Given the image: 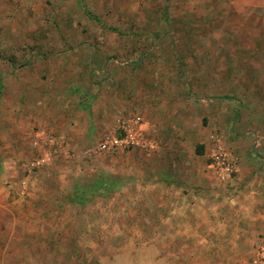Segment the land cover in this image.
<instances>
[{
	"label": "rangeland",
	"instance_id": "1",
	"mask_svg": "<svg viewBox=\"0 0 264 264\" xmlns=\"http://www.w3.org/2000/svg\"><path fill=\"white\" fill-rule=\"evenodd\" d=\"M233 1L0 0V264H189L217 140L264 160V39ZM135 118L142 146L99 149Z\"/></svg>",
	"mask_w": 264,
	"mask_h": 264
},
{
	"label": "crops",
	"instance_id": "2",
	"mask_svg": "<svg viewBox=\"0 0 264 264\" xmlns=\"http://www.w3.org/2000/svg\"><path fill=\"white\" fill-rule=\"evenodd\" d=\"M233 5L235 29L264 39V0ZM211 175L189 187V264H244L264 234V160H242L230 187Z\"/></svg>",
	"mask_w": 264,
	"mask_h": 264
},
{
	"label": "built area",
	"instance_id": "3",
	"mask_svg": "<svg viewBox=\"0 0 264 264\" xmlns=\"http://www.w3.org/2000/svg\"><path fill=\"white\" fill-rule=\"evenodd\" d=\"M140 119L135 118L124 121L122 124V134L120 137L114 136L112 139H106L101 142L99 149L109 150L110 148H117L119 146H142V129L140 127ZM51 143L54 138H49ZM40 160L33 163V166L40 164ZM217 177L222 181H231L237 173V161L223 146L220 139L211 154V162L209 164ZM253 264H264V234L259 235L252 253Z\"/></svg>",
	"mask_w": 264,
	"mask_h": 264
},
{
	"label": "trees",
	"instance_id": "4",
	"mask_svg": "<svg viewBox=\"0 0 264 264\" xmlns=\"http://www.w3.org/2000/svg\"><path fill=\"white\" fill-rule=\"evenodd\" d=\"M225 98H227V97H225ZM229 98V97H228ZM203 145H200L199 146V154H202L203 153ZM102 186L104 185V184H101ZM99 189H101V187H100V185H98V186H95V189L93 188L92 189V193H97V191H99ZM93 191H95V192H93ZM73 200H77V201H79V200H82V199H84V194H83V192H81V190L80 191H78V192H76L74 195H73Z\"/></svg>",
	"mask_w": 264,
	"mask_h": 264
}]
</instances>
